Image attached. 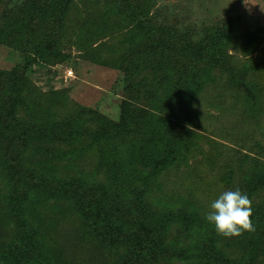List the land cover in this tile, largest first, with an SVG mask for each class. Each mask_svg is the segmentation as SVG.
I'll use <instances>...</instances> for the list:
<instances>
[{"label":"trees","instance_id":"obj_1","mask_svg":"<svg viewBox=\"0 0 264 264\" xmlns=\"http://www.w3.org/2000/svg\"><path fill=\"white\" fill-rule=\"evenodd\" d=\"M158 1L111 0L102 14L95 15L93 34L85 36L86 26L80 25L73 35L82 60L115 68V58L121 59L117 61V69L124 74L127 100L123 107L131 108L123 111V120L132 112L142 111V102L137 104V96L145 101L146 109H143L147 111V118L140 120L139 130L146 139H139L138 144L124 148L119 155V147L124 144L118 141L123 138V132L113 119L104 116L98 119L109 129L101 135L77 110L67 109L63 123L56 126L47 117L48 113L44 114L45 122H37L33 118L35 112L28 111V107L26 111L21 108L19 89L27 87L25 71L33 72L34 64L64 66L71 58L69 52L60 50L59 43L71 21L68 18L74 0H18L19 3L10 0L14 6L9 14L5 10L6 17L2 15L0 46L20 53L23 60L9 70L0 69V227H8L14 235L11 239V233L0 245V264H67L63 253L56 251V239L49 236L63 226L72 227L80 245L86 240L107 251L123 250L113 264H170L173 261L264 264V130L262 144L250 148L257 158L254 154L241 153L248 163L245 169L243 166L242 181L237 187L252 201L254 232L222 238L192 204L190 212L180 214V223L164 213L149 211L146 198L151 191V180L158 182L156 178L167 167L185 163L194 146L193 139L200 138L188 126L197 113L194 105L207 86L217 97L214 71L227 75V80L220 85L241 96L240 102L248 106L245 111L249 114L244 115L264 117V87L255 82V66L240 62V68H225L233 24L228 29L224 27L226 34L203 29L202 38L190 42L188 34L179 33V23L167 24V19L156 22L155 16H150V9ZM101 28L105 39H110L109 51H113L108 61L102 59L100 54L104 49L97 45L96 35ZM260 33L257 30V38L250 43L260 40ZM251 48L252 45H245L244 53L249 54ZM151 73L153 77L149 80ZM142 75L146 81L144 86L132 82ZM54 95L49 92L48 98ZM19 109L24 112L23 117L17 115ZM171 119L176 120L177 127L171 124ZM163 121L184 135L172 137L170 143L166 141L151 152V144L156 142L153 131L162 133ZM83 135H86V144L79 148L72 146V150L63 151V158L57 160L67 161L69 167L73 154L88 152L97 142L96 168L75 177L61 178L53 173L55 156L60 150L53 145L64 143L70 147L71 142L78 145L83 142ZM125 142L127 146L129 138ZM14 143L18 144L16 149L11 148ZM217 147H227L220 153L224 163L219 165L228 172L224 176L219 171L207 173L209 181L213 178L209 186L230 183L231 174L236 175L240 170V167L235 169L241 163L238 155L230 154L232 149L228 146ZM217 147H214L216 153ZM126 153L129 156L124 157ZM259 194L261 197L257 199ZM173 225L176 226L172 228ZM171 229L174 235H168ZM99 260L103 263V259ZM99 260L88 256L83 263L100 264Z\"/></svg>","mask_w":264,"mask_h":264},{"label":"rangeland","instance_id":"obj_2","mask_svg":"<svg viewBox=\"0 0 264 264\" xmlns=\"http://www.w3.org/2000/svg\"><path fill=\"white\" fill-rule=\"evenodd\" d=\"M16 1L18 2V0ZM110 3L111 0H74L69 11L68 19L71 21H68V28L65 29L59 43L60 50L69 52L71 58L64 63V66L32 65L33 72L25 71L27 87L24 86L19 89V97L21 104H23L21 108L26 111V107H28V111L35 112L33 118L37 122H40V120L45 122L44 114L48 113L47 117L54 120L56 126L62 124L63 117L68 114L66 110L71 108V112L77 110L83 113V120L89 121L90 127H95L98 134L103 135L109 129L106 128V123H101L98 119L103 118V116L113 119L119 126L118 130L123 132L121 135L123 138L118 141V143L124 144L123 146L121 144L118 150L119 155H121L123 150H125L124 148L133 147L135 143L138 144L139 139H146L141 134L142 131L139 130L140 120L143 117L147 118L145 101L141 96H137L136 102L138 105L142 102V108H140L142 111L136 112L134 110L135 112H132L131 115L129 114L123 120V111L131 108L123 107L124 101L127 100L124 94V74L117 69V61L120 62L121 59L115 58L117 60L115 61V68L108 65L100 66L85 59L82 60L80 57L81 50L77 45H74L76 38L73 37L81 26H86L83 30L85 36L90 35L95 15L102 14ZM158 3L150 9V16L153 14L156 22L167 19V24L179 23L180 26L177 27L179 33L185 36L188 34L190 42H196L202 38L200 31L203 29H216L217 33L223 31V34H226L224 27L228 29L229 24H233L232 41L228 47L229 54L226 57L225 68H240V62H246L244 65H253L256 72L255 82L257 81L261 87H264V0H160ZM163 3L164 8L169 7L165 8L166 11L161 8ZM8 4L10 5L8 6ZM13 6L10 0H1L0 25H2V15L4 14L6 17L5 10L9 14V10ZM157 6L160 7L157 9ZM156 10L158 11L155 12ZM257 30L261 31L259 34L261 39L255 43H250V40L255 37ZM101 32H103L102 28L100 33L96 35L97 45L98 48L103 47L104 51L100 55L102 59L108 61L113 51H109L110 39H105ZM139 44L142 45L141 42ZM248 44L252 45L253 48L251 49L253 50L249 54H245L243 47L245 45L248 46ZM185 56H188V54ZM21 58L22 55L20 53L0 46L1 70L11 69L22 62L23 59ZM45 68L48 69L46 71H50L49 74H46ZM18 70L20 74L23 73L22 70ZM67 70L72 71V76L69 79L66 77ZM150 76L149 80H151L153 75ZM226 76L214 71L213 77L217 82V97L210 93L209 86H207L206 88L208 89L204 90L205 93L202 92L201 99H197L196 105H194L197 113H195V119L188 126V129L200 135V138L193 139L194 146L190 150L189 157L185 159L186 162L181 164L174 163L167 167L156 178L159 179V183L151 180V191H149V195L146 198L150 212L164 213L171 220L180 223V214L190 212L192 207L189 205L192 204L206 221L205 214L209 210L210 203L223 191L235 190L240 185L243 166L245 169L248 163L246 159L243 160L241 153L254 154L253 157L257 158L258 155L250 151V148L262 144L261 135L264 130V117L261 114L256 118L244 115V113L249 114L245 111L248 106L240 102L241 96H236L235 92L233 93L230 88L224 89L220 85V83L227 80ZM143 77L142 75V78L140 76L137 77L138 79L133 78L132 82L140 86L143 84L144 86L146 81L144 82ZM49 92H53L56 95L48 98ZM12 95L16 96L14 93ZM129 102L132 103L130 100ZM17 115L23 117L24 112L19 109ZM66 120H69V117ZM170 121L172 125L177 127L176 120L171 119ZM153 123L159 124L157 122ZM172 125H170V128L167 121H163V129L160 131L162 133L153 131L156 142L152 143L153 146L151 144V152H155L166 141L170 143L172 137H179L180 133L182 136L183 132H180L178 128L174 130ZM87 130H89V127H87ZM85 138L86 135H83V142L78 145H73L71 142L70 147L69 145L65 146L64 143L63 145H53V147L60 149L56 156L54 154L53 173L61 178L75 177L82 175L78 173L87 174L96 168L97 142H94V146L92 145V149L89 148L88 152L73 154V157L70 158L71 166L69 165V167L67 161L57 160V158H63V151L72 150V146L79 148L86 144ZM128 138L129 142L126 146L125 141ZM17 145V143H14L11 148L16 149ZM217 146H228L232 149L229 150L230 154L238 155V158H240L238 160L241 163L240 165L237 164L235 169L240 167V170L239 172L236 171V175L234 172L231 174L233 176H231L230 183H215L213 186H209L213 178L209 181L206 177L207 173L212 174L219 171L224 176L228 172L222 169V165H219V163H224L223 159L220 160L223 157L220 153L226 150L227 147L218 148ZM214 147H217V153ZM51 150L53 151L52 147ZM126 155L129 156V153L124 154V157ZM76 167L81 169H75ZM260 197L261 194L258 195L257 199ZM254 200L256 199L254 198ZM174 226L176 225H173L172 228ZM6 228L0 227V245L5 242L8 236L10 238L12 233L8 227ZM126 228L130 229L128 226ZM52 230L53 227L51 232ZM12 235L13 233L11 234V239L14 236ZM168 235H174V230L171 229ZM49 236L56 239L54 244L56 251L63 253L67 264H84V259L88 256L98 260L103 259V263L99 260L100 264H113L115 259L118 260L123 253V250L111 249L107 251L102 246L97 248L86 240L85 244L80 245L74 238L77 236L76 232L69 226L57 228ZM222 238L225 237L222 236ZM222 242H224L223 239ZM75 244L79 246H75ZM96 248L97 250H95ZM170 264L182 263L173 261Z\"/></svg>","mask_w":264,"mask_h":264},{"label":"clouds","instance_id":"obj_3","mask_svg":"<svg viewBox=\"0 0 264 264\" xmlns=\"http://www.w3.org/2000/svg\"><path fill=\"white\" fill-rule=\"evenodd\" d=\"M69 79V78H67ZM252 201L239 188L223 191L214 199L205 214L206 221L214 226L218 235L239 237L244 232H254Z\"/></svg>","mask_w":264,"mask_h":264},{"label":"built area","instance_id":"obj_4","mask_svg":"<svg viewBox=\"0 0 264 264\" xmlns=\"http://www.w3.org/2000/svg\"><path fill=\"white\" fill-rule=\"evenodd\" d=\"M72 76V71L71 70H67L66 71V77L70 78Z\"/></svg>","mask_w":264,"mask_h":264}]
</instances>
